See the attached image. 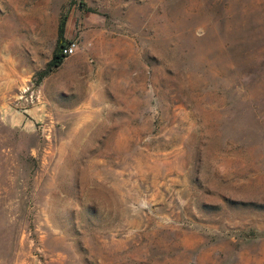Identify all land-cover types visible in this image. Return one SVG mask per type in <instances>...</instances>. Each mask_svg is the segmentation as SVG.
I'll return each instance as SVG.
<instances>
[{"label":"rangeland","instance_id":"1","mask_svg":"<svg viewBox=\"0 0 264 264\" xmlns=\"http://www.w3.org/2000/svg\"><path fill=\"white\" fill-rule=\"evenodd\" d=\"M0 264H264V0H0Z\"/></svg>","mask_w":264,"mask_h":264},{"label":"trees","instance_id":"2","mask_svg":"<svg viewBox=\"0 0 264 264\" xmlns=\"http://www.w3.org/2000/svg\"><path fill=\"white\" fill-rule=\"evenodd\" d=\"M66 19H67L66 14H62L60 16L57 25L56 47L52 53L51 59L47 62L46 67L41 72H39L38 75L39 79H41L46 74L50 73L55 68L60 66L63 60L67 57L62 51L64 46L69 43V41L64 37Z\"/></svg>","mask_w":264,"mask_h":264},{"label":"built area","instance_id":"3","mask_svg":"<svg viewBox=\"0 0 264 264\" xmlns=\"http://www.w3.org/2000/svg\"><path fill=\"white\" fill-rule=\"evenodd\" d=\"M75 46H76V43L74 41L72 42H69L68 44H66L63 48V53L67 56V55H71L74 53L75 51Z\"/></svg>","mask_w":264,"mask_h":264}]
</instances>
